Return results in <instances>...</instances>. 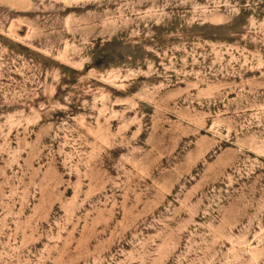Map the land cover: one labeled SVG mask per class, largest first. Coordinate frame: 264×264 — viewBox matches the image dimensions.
<instances>
[{"label":"rangeland","instance_id":"1","mask_svg":"<svg viewBox=\"0 0 264 264\" xmlns=\"http://www.w3.org/2000/svg\"><path fill=\"white\" fill-rule=\"evenodd\" d=\"M0 264H264V0H0Z\"/></svg>","mask_w":264,"mask_h":264}]
</instances>
